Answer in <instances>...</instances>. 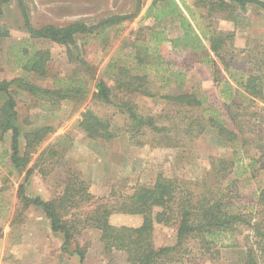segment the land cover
I'll list each match as a JSON object with an SVG mask.
<instances>
[{"label":"rangeland","instance_id":"374dc122","mask_svg":"<svg viewBox=\"0 0 264 264\" xmlns=\"http://www.w3.org/2000/svg\"><path fill=\"white\" fill-rule=\"evenodd\" d=\"M153 1L24 0L30 23L36 28L49 24L61 27L75 22L93 26L112 16L134 15L137 6L142 7L139 15L120 26L101 34L97 32L77 38L76 47H71V50L88 65V74L70 61L67 47L46 40H30V45L50 52L49 75L45 79L14 69L10 56L12 48H19L18 45L30 39V35L17 0L3 5L0 14V83L23 79L40 88L50 89L58 79L86 76L88 86L94 92L96 82L104 80L117 98L132 102L139 117L153 118L158 128L171 129L170 132L158 133L144 126L138 131L125 109L94 100L92 94L81 101L65 100L52 104L12 87L10 96L16 102L17 123L23 134L44 128L52 132L39 146L30 150V162L24 170H17L11 163L12 134H0V263L3 256L6 264H129L126 252L106 250L102 233L91 228L87 218L99 204H114L141 187L151 188L163 176L188 185L187 189L194 191L198 190L195 185L198 182L205 183L206 188H220V192L211 199L223 201L227 212L245 214L252 223L250 226L239 225L233 233L223 235L217 242L202 244L200 239H192L180 249L176 248L177 225H156L153 232L155 248L176 249L170 253L173 258L167 264H245L249 249L253 250L257 264H264V245H260L264 244V239L257 236L256 228L252 227L256 224L264 232V209L259 210L256 206L259 191L264 187V102H246L237 95L236 104H233L231 96L237 92H229L223 97L222 79H226L227 74L220 61L210 53L211 59L217 63L215 67L203 60L206 52H193L172 44V40L183 34L179 19L169 18L157 23L146 17ZM177 1L187 16L186 7L196 12L197 19H191L195 31L232 36L223 56L236 71L253 72L258 70L256 65L260 60L264 63L262 8L256 5L245 10L237 7L231 15L219 12L211 18H204L206 11L197 12L195 0ZM162 27L166 28L169 41L161 44L158 55L165 69L181 74L180 80H172L166 85L152 70L148 81L155 98L141 94L126 96L123 91L116 90L114 73L106 70L108 64L117 58L121 59L120 65H136L132 58L125 56L131 54L132 43L136 40L150 41L153 30H161ZM168 76L166 78L169 79ZM182 82L183 87L177 85ZM188 93L199 97L203 108L220 109L226 126L239 135V140L226 142L218 136L217 130L209 127L200 135L185 132L188 122L183 118L192 115L189 108L163 98ZM7 101L6 95H0V109ZM85 110H91L108 121L115 138L109 142L89 139L78 128ZM201 113L200 110L195 116ZM202 123L204 126L205 121ZM216 141L222 143V148L214 145ZM25 148L26 140L21 136V156ZM213 157L236 160L229 176L207 179V172L213 167ZM72 174L86 182L92 197L88 202L77 204L78 208L62 212L75 226L71 252L76 248L84 250L83 261L78 254L63 251L62 235L51 230L50 222L40 208L31 206L24 210L19 195L23 186L25 195L29 197L58 201L64 196ZM110 223L115 227H137L142 219L115 213L110 217Z\"/></svg>","mask_w":264,"mask_h":264},{"label":"trees","instance_id":"16d2710c","mask_svg":"<svg viewBox=\"0 0 264 264\" xmlns=\"http://www.w3.org/2000/svg\"><path fill=\"white\" fill-rule=\"evenodd\" d=\"M11 1L0 0V14L2 13L3 5L9 4ZM17 2L30 39L21 42L17 49H15L16 47L12 48L10 56L15 65L14 69L21 70L27 74H34L41 79L48 78L51 55L47 50H41L34 45H30V40H46L59 46L67 47L70 61L78 64L79 68H83L84 72L88 74V65L76 57L71 50V47H76L77 38L79 36H91L97 34V32L101 34L107 29L120 26L125 21L134 19L142 10L141 5H138L137 12L134 15L112 16L93 26L83 22H75L61 27L49 24L36 28L30 23L24 0H17ZM194 5L197 12L206 11L204 18H211L215 13L219 12L230 13L231 15L237 7L245 10L250 5H256L264 10V2L261 0H195ZM186 11L189 14L188 16L177 0H154L146 13V17H151L157 23L169 18H178L183 34L176 40H172L171 43L188 48L193 52H206L203 60L207 61V64L212 63L215 67L217 63L211 59L210 53L220 61L227 74L226 79L221 78L224 83L221 89L223 97H226L229 92H237L235 96H231L233 104H236L235 98L237 95L242 96L246 102L255 100L264 102V72H260L264 71V63L260 60L256 65L258 70L253 72L236 71L235 67L228 63L223 56V50L227 42L232 39V36L208 34L203 30L200 33L195 31L191 24V19H197L196 12L189 7H186ZM166 41H169V38L166 34V28L162 27L161 30H153L150 41L139 42L136 40L132 43L131 54H126L125 56L132 58L136 65H120L119 61L121 59L113 58L106 70H111L114 73L115 89L123 91L126 96L141 94L155 98L156 94L152 92L148 81L149 73L152 70L156 71V76L161 78L166 85L170 84L172 80L173 82L175 80L179 81L182 77L181 74L168 68L165 69L162 58L158 55L159 47ZM206 43L209 47H207ZM259 64L261 68H259ZM167 75H169L170 80L166 78ZM177 85L183 87L184 83ZM12 87L29 92L34 98L52 104L65 100L81 101L92 94L94 100H100L108 105L125 109L134 122V129H138V131L144 126L158 133L170 132L171 129L158 128L153 118L139 117L132 102L124 98H117L118 96L114 95V92L111 91L104 80L96 82L94 92L88 86L86 76H71L58 79L54 87L50 89L40 88L34 83L23 79L1 82L0 95H6L8 101L0 109V134H12L11 163L17 170L27 168L30 162V150L39 146L52 130L44 128L23 134L17 123L16 102L10 96ZM163 99L189 108L188 110L192 115L189 118H183V121L186 120L188 122L185 132L187 131L191 134L196 132L197 135H200L209 127L217 130L218 136L226 142L236 143L239 140V135L226 126V119L222 115V111L220 109L203 108V101L196 95L190 93L178 96L166 95ZM115 100H119V102L115 103ZM200 110L202 111L200 116H195V113ZM204 121L203 126L202 122ZM78 128L91 140L109 142L115 138L110 123L91 110L82 112ZM21 136H24L26 140L23 156L20 155ZM244 144L246 143L243 142ZM211 159L213 167L207 172V179L213 176L217 178L229 176L236 163V160L225 158L213 157ZM252 163H255L254 158ZM27 176H29V172H27ZM195 185L198 189L197 191L191 188L187 189L188 185H182L178 181L160 176L156 184L151 188L141 187L131 196L117 200L114 204H111V202L99 204L87 218L89 226L102 233V241L105 243L107 251L126 252L129 264H167L173 258L170 253L176 249L155 248L153 232L156 225H170L173 223L177 225L178 245L176 248L178 249L183 248L192 239H200L202 244L214 243L223 235L233 233L239 225H252L245 214L229 213L223 208V201L211 199L220 192V188L218 190L209 188V186L206 188V184L202 182L195 183ZM19 195L23 200L24 210L31 206L40 208L49 220L51 230L63 236V251L65 253L78 254L81 261H83L84 250L76 248V250L71 252L75 242V226L62 215V212L67 213V210H71V208H78L77 204L88 202L92 199L86 182L72 174L68 180L64 196L58 201H44L39 197H29L25 195L23 186H21ZM257 206L259 210L264 209V187L259 191ZM115 213L139 217L142 219V223L137 227H115L110 223V217ZM252 227L256 228L257 236L263 240L264 232L258 229L256 224ZM260 245H264L263 242ZM254 255L253 250L249 249L245 264H257Z\"/></svg>","mask_w":264,"mask_h":264},{"label":"crops","instance_id":"0c3cea01","mask_svg":"<svg viewBox=\"0 0 264 264\" xmlns=\"http://www.w3.org/2000/svg\"><path fill=\"white\" fill-rule=\"evenodd\" d=\"M214 145H216V147L217 148H222V143H220V142H218V141H216V144H214ZM213 147H215V146H213ZM256 206H257V202H256ZM258 207V206H257ZM56 234V233H55ZM59 235V234H58ZM63 237V236H62ZM63 239V238H62ZM62 239H60V241H61V245H63V241L64 240H62ZM1 263L0 264H6L4 261H3V256L1 257ZM8 264V263H7Z\"/></svg>","mask_w":264,"mask_h":264}]
</instances>
